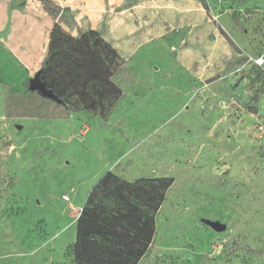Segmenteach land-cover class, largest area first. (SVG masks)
Segmentation results:
<instances>
[{
  "label": "rangeland",
  "instance_id": "1",
  "mask_svg": "<svg viewBox=\"0 0 264 264\" xmlns=\"http://www.w3.org/2000/svg\"><path fill=\"white\" fill-rule=\"evenodd\" d=\"M52 1L0 0V264H74L108 172L174 180L139 264H264V0H123L103 28L130 56L106 118L28 88L56 23L84 33Z\"/></svg>",
  "mask_w": 264,
  "mask_h": 264
},
{
  "label": "trees",
  "instance_id": "2",
  "mask_svg": "<svg viewBox=\"0 0 264 264\" xmlns=\"http://www.w3.org/2000/svg\"><path fill=\"white\" fill-rule=\"evenodd\" d=\"M47 11L60 9L39 0ZM125 60L98 31L73 37L56 23L41 81L69 112L106 115L122 98L114 78ZM36 73V74H37ZM171 178L126 181L106 173L92 188L76 223L74 264H139L157 234V218L173 186Z\"/></svg>",
  "mask_w": 264,
  "mask_h": 264
},
{
  "label": "crops",
  "instance_id": "3",
  "mask_svg": "<svg viewBox=\"0 0 264 264\" xmlns=\"http://www.w3.org/2000/svg\"><path fill=\"white\" fill-rule=\"evenodd\" d=\"M66 2L69 3L71 13L75 16L80 29H82L84 33L90 30L102 33V36L108 42H112L114 47L119 50L124 60L130 57L123 54L118 48L116 43L118 41L115 42L113 40V34L107 36L103 33L105 24L110 23L114 25L116 20L122 19L124 11H116L115 7L122 5L123 0H66ZM119 34L122 36L121 32Z\"/></svg>",
  "mask_w": 264,
  "mask_h": 264
},
{
  "label": "water",
  "instance_id": "4",
  "mask_svg": "<svg viewBox=\"0 0 264 264\" xmlns=\"http://www.w3.org/2000/svg\"><path fill=\"white\" fill-rule=\"evenodd\" d=\"M28 88L31 92H37L46 99L56 100L54 93L41 81L39 73H37L33 79H30ZM19 129H21V127H19ZM209 226L216 232H224L226 230V226L219 222H209Z\"/></svg>",
  "mask_w": 264,
  "mask_h": 264
},
{
  "label": "built area",
  "instance_id": "5",
  "mask_svg": "<svg viewBox=\"0 0 264 264\" xmlns=\"http://www.w3.org/2000/svg\"><path fill=\"white\" fill-rule=\"evenodd\" d=\"M260 61H262V62H263V60H260Z\"/></svg>",
  "mask_w": 264,
  "mask_h": 264
}]
</instances>
